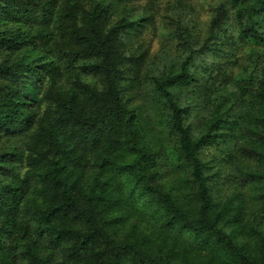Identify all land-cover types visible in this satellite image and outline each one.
Returning <instances> with one entry per match:
<instances>
[{"label":"trees","instance_id":"1","mask_svg":"<svg viewBox=\"0 0 264 264\" xmlns=\"http://www.w3.org/2000/svg\"><path fill=\"white\" fill-rule=\"evenodd\" d=\"M16 1L13 8L0 0V134L27 132L29 155L21 175L12 171L17 165L7 179L0 173V264H264V52L198 127L183 122L182 100L190 96L179 89L194 79L193 60L223 28L225 9H215L202 38L177 11L176 53L151 60L143 73L160 108L157 123L174 137L164 155L176 175L163 183L161 137L123 98L124 65L132 59L121 38L141 24L130 0H23L38 11L32 29L21 28L29 8ZM111 1L123 4L112 21ZM227 2L240 35L264 51V0ZM81 58L91 60L96 82L73 71L68 87L45 90L47 107L36 116L16 77L30 84L44 73L56 78L59 62L72 70ZM217 138L238 142L231 154L255 161L246 195L211 194L199 150ZM22 157L4 151L0 162ZM21 212L36 222L32 237ZM40 237L60 252L57 263L41 254Z\"/></svg>","mask_w":264,"mask_h":264},{"label":"rangeland","instance_id":"2","mask_svg":"<svg viewBox=\"0 0 264 264\" xmlns=\"http://www.w3.org/2000/svg\"><path fill=\"white\" fill-rule=\"evenodd\" d=\"M24 9L30 15V20L21 23V28L32 29L31 24L33 17L38 11L32 9L30 1L25 3L18 0ZM13 8L16 7V0H9ZM109 14L110 21L121 15L123 4L118 1L110 2ZM128 7L134 9L133 16L141 18L140 26L131 29L121 38L122 49L131 56L132 61L124 65L125 79L122 84L124 101L130 107L137 108L136 111L145 124L152 129V132L159 134L162 141V148L159 152V171L163 183L172 180L176 174L171 169L164 153L165 148L173 144L172 137L166 129L158 125V110L152 99L150 87L143 79V73L151 60L159 62L165 53L174 55L177 40L171 30V22L176 17V12L181 11L186 20L187 27L192 35L202 38L208 29L209 21L218 6L225 9L223 28L217 31L210 41L208 48L193 60L191 67L194 79L189 86L179 89L180 95L185 92L190 98L183 97V102L188 105V110L183 115V122L193 127H198L201 118L214 107L213 103L221 97L220 93H226L230 90H236V80L244 78L249 70L255 56H260L263 47L253 41L240 35V26L233 16V8L227 0H130L126 2ZM264 16V7H263ZM27 55L31 58L35 52H32L31 46L25 49ZM91 62L90 59H77L72 70L66 68V63L59 62V74L52 78L51 74H42L34 84L28 80H23L17 76V83L22 88L25 96L32 101V109L35 110L36 116H40L47 102L44 100L45 90L50 87H68L69 79L72 78L73 71H77L83 79L96 82L94 75L87 70L86 64ZM71 71V72H70ZM28 83V85H27ZM28 92V93H27ZM27 93V94H26ZM29 136L27 132L17 135L0 134V153L19 150L23 152L21 161L10 162L5 159L4 163L0 162V173L3 179H7L6 172L14 166V173L20 175L27 168V157L29 152L26 150V143ZM238 142L217 140L203 145L199 150V156L207 165V182L210 192L216 199L223 200L239 192L247 193L249 177L246 173L254 170L255 161L247 160L241 156L231 154L232 149H237ZM6 171V172H5ZM246 183V184H245ZM33 196L32 187L26 189L22 202L27 205L28 200ZM28 222V234L33 236L35 221L30 218L27 212H21L18 221ZM39 250L50 263H57L61 254L56 248L48 247L44 237H40ZM23 260L19 259L17 264H22Z\"/></svg>","mask_w":264,"mask_h":264}]
</instances>
